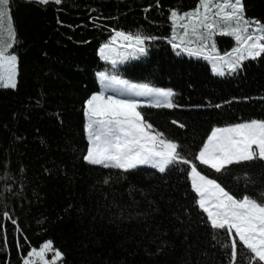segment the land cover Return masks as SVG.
<instances>
[{"label": "trees", "instance_id": "1", "mask_svg": "<svg viewBox=\"0 0 264 264\" xmlns=\"http://www.w3.org/2000/svg\"><path fill=\"white\" fill-rule=\"evenodd\" d=\"M201 1L4 0L0 45L17 73L14 87L0 85V264H23L46 240L60 264H264L210 222L191 185L194 167L233 198L264 204V159L220 168L198 159L214 127L264 121V50L215 74L171 40V13ZM236 1L264 29V0ZM115 32L142 37L144 54L113 67L101 60ZM222 38L229 51L234 39ZM105 68L172 89L171 107H140L176 142L163 170L85 160L84 107Z\"/></svg>", "mask_w": 264, "mask_h": 264}, {"label": "rangeland", "instance_id": "2", "mask_svg": "<svg viewBox=\"0 0 264 264\" xmlns=\"http://www.w3.org/2000/svg\"><path fill=\"white\" fill-rule=\"evenodd\" d=\"M47 1V0H41ZM4 0H0V13ZM171 40L191 54L206 57L215 74L235 69L264 50V29L243 18L236 0H202L188 13L172 12ZM222 36L234 44L226 50ZM218 38L222 41L218 42ZM0 45V85L14 87L17 62L8 43ZM145 52L144 39L115 32L99 48L101 60L113 66L139 58ZM227 52V53H225ZM99 90L85 103L84 133L88 140L85 160L120 169L150 166L163 170L175 158L176 142L161 137L144 120L140 107L172 106V89L133 81L112 68L97 73ZM258 156L264 159V121L252 120L216 126L203 144L198 159L213 168ZM199 206L215 226H226L232 240L237 238L254 257L264 262V204L249 197L233 198L214 180L190 170ZM61 253L49 240L33 248L23 264H60Z\"/></svg>", "mask_w": 264, "mask_h": 264}]
</instances>
